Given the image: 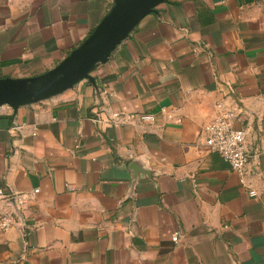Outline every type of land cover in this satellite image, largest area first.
Here are the masks:
<instances>
[{
    "label": "crops",
    "instance_id": "crops-1",
    "mask_svg": "<svg viewBox=\"0 0 264 264\" xmlns=\"http://www.w3.org/2000/svg\"><path fill=\"white\" fill-rule=\"evenodd\" d=\"M113 5L0 0V78L50 70ZM88 74L0 105V190L23 196L0 200V264H264V0H165ZM230 108L259 154L243 182L202 134Z\"/></svg>",
    "mask_w": 264,
    "mask_h": 264
},
{
    "label": "water",
    "instance_id": "water-1",
    "mask_svg": "<svg viewBox=\"0 0 264 264\" xmlns=\"http://www.w3.org/2000/svg\"><path fill=\"white\" fill-rule=\"evenodd\" d=\"M165 0H114L108 14L90 35L72 49L56 66L44 73L17 78H0V105L13 109L29 100L42 99L56 94L82 78H89V70L103 62L108 53L128 34L135 24ZM133 177L143 172L137 162L130 164ZM147 171V170H144ZM20 196L11 200L19 203Z\"/></svg>",
    "mask_w": 264,
    "mask_h": 264
},
{
    "label": "built area",
    "instance_id": "built-area-1",
    "mask_svg": "<svg viewBox=\"0 0 264 264\" xmlns=\"http://www.w3.org/2000/svg\"><path fill=\"white\" fill-rule=\"evenodd\" d=\"M239 113L241 112H236L232 108L225 110L203 126L202 134L209 149L217 152L243 182L245 176L250 172V164L258 158L259 154L251 152L250 147L246 144L245 131L233 126V122L238 118ZM121 117L122 115L119 113H112L110 119L114 124H118L122 122ZM139 119L146 120L149 119V116H139ZM248 194L255 196L256 191L249 189ZM16 196H20L19 202L23 199L22 195L12 196V194L0 190V200H4V202ZM18 224L19 222L10 210L0 212V230L5 231L13 226H18ZM179 238L180 233L174 232L172 241L178 242Z\"/></svg>",
    "mask_w": 264,
    "mask_h": 264
}]
</instances>
